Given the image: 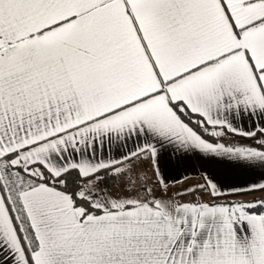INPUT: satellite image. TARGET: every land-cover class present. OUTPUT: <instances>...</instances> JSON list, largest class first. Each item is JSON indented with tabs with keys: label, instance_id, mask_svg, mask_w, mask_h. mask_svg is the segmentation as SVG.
<instances>
[{
	"label": "snow or ice",
	"instance_id": "obj_1",
	"mask_svg": "<svg viewBox=\"0 0 264 264\" xmlns=\"http://www.w3.org/2000/svg\"><path fill=\"white\" fill-rule=\"evenodd\" d=\"M0 264H264V0H0Z\"/></svg>",
	"mask_w": 264,
	"mask_h": 264
},
{
	"label": "crops",
	"instance_id": "obj_2",
	"mask_svg": "<svg viewBox=\"0 0 264 264\" xmlns=\"http://www.w3.org/2000/svg\"><path fill=\"white\" fill-rule=\"evenodd\" d=\"M247 127L248 126L245 125V130H247ZM227 140L228 136L226 135L221 139V142L225 143ZM115 154V152H112L109 155ZM141 167L150 168L151 166L145 163L144 165H141ZM205 170L216 175L227 174L240 183H244L248 180L254 179V176L250 173L242 171H231L229 166L221 162L219 159L201 158L197 155L190 156V158L187 159L184 162L183 166L179 169L170 167L168 178L170 180H180L184 177H187V179L184 180V184L180 186L198 184L202 182V177ZM149 174L151 175V173Z\"/></svg>",
	"mask_w": 264,
	"mask_h": 264
},
{
	"label": "trees",
	"instance_id": "obj_3",
	"mask_svg": "<svg viewBox=\"0 0 264 264\" xmlns=\"http://www.w3.org/2000/svg\"><path fill=\"white\" fill-rule=\"evenodd\" d=\"M227 136L229 137V139L225 142L226 144H233L236 146H240V145L249 146L253 143L251 140L247 138L235 136L231 133H229Z\"/></svg>",
	"mask_w": 264,
	"mask_h": 264
},
{
	"label": "rangeland",
	"instance_id": "obj_4",
	"mask_svg": "<svg viewBox=\"0 0 264 264\" xmlns=\"http://www.w3.org/2000/svg\"><path fill=\"white\" fill-rule=\"evenodd\" d=\"M228 139H229V137H228ZM143 168H145V167H143ZM255 195H256V196H259V195H261V194H260V193H256ZM235 199H246V200H250V199H252V196L236 197Z\"/></svg>",
	"mask_w": 264,
	"mask_h": 264
}]
</instances>
